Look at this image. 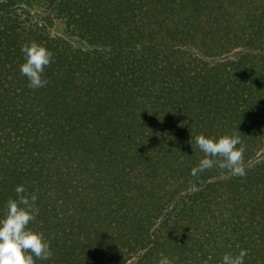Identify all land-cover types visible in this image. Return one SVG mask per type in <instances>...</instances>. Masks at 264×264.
I'll list each match as a JSON object with an SVG mask.
<instances>
[{"label":"trees","instance_id":"trees-1","mask_svg":"<svg viewBox=\"0 0 264 264\" xmlns=\"http://www.w3.org/2000/svg\"><path fill=\"white\" fill-rule=\"evenodd\" d=\"M28 2L0 0V215L37 194L36 264H264V0ZM30 41L53 53L40 89ZM231 132L246 175H191L194 137Z\"/></svg>","mask_w":264,"mask_h":264},{"label":"clouds","instance_id":"clouds-1","mask_svg":"<svg viewBox=\"0 0 264 264\" xmlns=\"http://www.w3.org/2000/svg\"><path fill=\"white\" fill-rule=\"evenodd\" d=\"M23 62L19 71L31 89L46 87L45 68L53 62V53L40 42H25L20 46ZM196 147L204 154L191 168L197 176L214 167L227 170L234 176L246 175L243 166L244 145L237 132L210 136L203 133L194 137ZM190 143H193L191 136ZM15 198L5 202V211L0 215V264H36L37 260L48 261L53 256L50 241L43 232L30 227L39 214L37 194L28 192L23 184L14 187ZM247 250L225 253L220 264H245ZM157 264H173L167 256H161Z\"/></svg>","mask_w":264,"mask_h":264},{"label":"rangeland","instance_id":"rangeland-1","mask_svg":"<svg viewBox=\"0 0 264 264\" xmlns=\"http://www.w3.org/2000/svg\"><path fill=\"white\" fill-rule=\"evenodd\" d=\"M40 2L41 0H29L27 3L29 8H30V13L35 17L38 14V11L41 10L40 7ZM56 30L60 31L61 30V25L59 23L56 24Z\"/></svg>","mask_w":264,"mask_h":264}]
</instances>
